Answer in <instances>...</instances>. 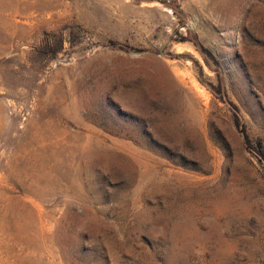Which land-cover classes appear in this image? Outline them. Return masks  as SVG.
Here are the masks:
<instances>
[{
    "label": "rangeland",
    "instance_id": "1",
    "mask_svg": "<svg viewBox=\"0 0 264 264\" xmlns=\"http://www.w3.org/2000/svg\"><path fill=\"white\" fill-rule=\"evenodd\" d=\"M263 169L264 0H0V264H264Z\"/></svg>",
    "mask_w": 264,
    "mask_h": 264
},
{
    "label": "trees",
    "instance_id": "2",
    "mask_svg": "<svg viewBox=\"0 0 264 264\" xmlns=\"http://www.w3.org/2000/svg\"><path fill=\"white\" fill-rule=\"evenodd\" d=\"M228 105L230 106V108L232 110V113L234 115V121H235L236 127H237V129H238V131H239V133H240V135L242 137L243 144L257 158V160L259 162H261L260 153L255 151V149H253L250 146L249 138H248V136H247V134H246V132L244 130L243 121H242L240 115L237 112V108L235 106H233L232 104H230V103H228ZM263 172H264V169H263Z\"/></svg>",
    "mask_w": 264,
    "mask_h": 264
},
{
    "label": "bare ground",
    "instance_id": "3",
    "mask_svg": "<svg viewBox=\"0 0 264 264\" xmlns=\"http://www.w3.org/2000/svg\"><path fill=\"white\" fill-rule=\"evenodd\" d=\"M175 74L177 75V77L181 76V73L178 70H174Z\"/></svg>",
    "mask_w": 264,
    "mask_h": 264
}]
</instances>
